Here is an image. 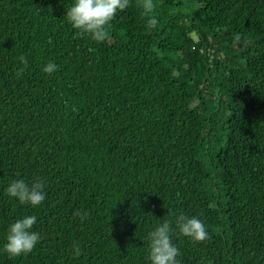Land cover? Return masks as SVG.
I'll return each mask as SVG.
<instances>
[{
    "label": "trees",
    "instance_id": "obj_1",
    "mask_svg": "<svg viewBox=\"0 0 264 264\" xmlns=\"http://www.w3.org/2000/svg\"><path fill=\"white\" fill-rule=\"evenodd\" d=\"M72 3L0 0V264H149L151 215L169 213L209 232L174 233L181 264H264V0H130L102 43ZM17 173L45 179L43 205L6 194ZM23 215L41 241L10 258Z\"/></svg>",
    "mask_w": 264,
    "mask_h": 264
},
{
    "label": "clouds",
    "instance_id": "obj_2",
    "mask_svg": "<svg viewBox=\"0 0 264 264\" xmlns=\"http://www.w3.org/2000/svg\"><path fill=\"white\" fill-rule=\"evenodd\" d=\"M130 6V0H73L72 6L67 8V22L79 34H86L96 43H102L110 38L109 29L112 21L118 13L124 12ZM141 7L147 14L153 9V0H141ZM159 21L150 16L147 19L149 29H155ZM253 44L241 34L234 37V45L247 49ZM21 64L24 66L17 71V77L23 75L27 69L28 60L21 56ZM58 70V65L50 61L44 65L42 71L45 74H53ZM10 198L16 199L22 205L32 208L40 207L47 199L46 182L44 178H37L29 183L17 173V178L11 180L5 188ZM151 215V214H150ZM159 221L147 235V260L149 264H181L179 259L180 249L174 243V233L186 237L195 242H202L209 236L208 228L203 219L197 216L179 214L173 219L166 217L156 219ZM38 223L36 215H23L16 219L7 229L2 251L10 258L21 257L30 254L41 241V235L35 230ZM75 255H80V249L74 245Z\"/></svg>",
    "mask_w": 264,
    "mask_h": 264
}]
</instances>
